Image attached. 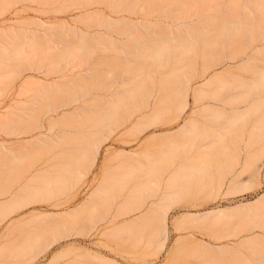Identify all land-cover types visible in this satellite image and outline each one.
I'll return each mask as SVG.
<instances>
[{"label":"bare ground","instance_id":"bare-ground-1","mask_svg":"<svg viewBox=\"0 0 264 264\" xmlns=\"http://www.w3.org/2000/svg\"><path fill=\"white\" fill-rule=\"evenodd\" d=\"M0 1L9 9L15 2L17 3V0ZM25 1L38 3L40 0ZM42 1L44 5L45 2L59 4L61 0ZM72 2L77 9L82 10L81 16L77 17L74 23L50 25L46 35H36L35 31L28 33L24 26L0 28V91L6 79L16 81L27 71L25 68L31 66L29 63L17 64L15 60L41 55L43 45L52 49L49 57L53 58L48 61L51 67L44 75L59 76L54 81L36 79L34 76L26 79L20 88L21 92L18 93L23 97L30 96L31 99L29 104L22 103L23 117L15 115L14 108H6L4 113H0V129L11 133L20 130L12 133L13 135L36 132L45 128L44 120L46 118L48 120L46 127L48 134L42 133L26 145L11 146L7 144L8 141L0 142V167L10 170L5 178L6 183L0 184V195H11L8 204L0 203V217L3 221H7L13 213L24 207L41 200L48 201L62 194L73 182L69 180L67 174H71L72 179L76 178L77 182L83 180L81 175L87 174L89 168L96 166L103 145L128 124H131L130 127H127L128 129L120 136L136 131L145 132L159 126L163 121L162 115L172 116L169 119L171 121H179L189 108L190 92L193 94L194 108L174 131V135L189 138L187 143L182 144L184 147L193 148L201 142V147H211L215 140L209 138L213 136L219 138L216 144L224 146L221 137L226 136L225 132H235L238 122L248 123L250 116L258 113L255 124L259 126L260 131H264V0H70L69 3ZM36 20L38 19L33 18V22ZM37 22L35 24L40 25L41 29L44 24L41 20ZM79 22L84 27L78 25ZM93 27L103 28L105 31L98 30L92 33L88 28ZM68 37L70 39L65 40ZM54 40L60 41L62 45L53 42ZM65 42L67 43L64 44ZM27 44L30 45V53L25 49ZM230 47L240 49L244 54L237 64L246 71V78L237 76L232 82L225 83L223 90H228L229 95L218 99L222 104L207 103L199 106L201 98L204 99L205 87L212 81L222 80V73H230V68L235 67L232 64L237 60L236 55L224 54V50ZM190 51H194L197 57L203 59L200 76L202 80L195 84H193L195 75L186 72L182 74L179 70L173 73L174 68L165 72L166 67H169L177 56L182 59L180 64L189 66L185 55ZM101 52L106 53L105 57H96V60H92L93 56L96 54L100 56ZM76 61L82 64L81 67L87 66V69L75 71ZM215 66H222L223 70L208 75ZM12 67L16 69H11ZM132 82L133 91L127 94L126 85ZM171 84L174 85L172 95L162 91V86ZM157 87H160L159 92L156 91ZM2 95L1 91L0 97ZM221 95L222 91L215 94L218 98ZM70 107L74 109L54 116L61 109ZM201 111L214 118L215 123L212 126L204 128L199 124L196 114ZM222 120H225V124ZM146 121L149 123L143 127ZM57 125L63 129L75 127V134L69 137L70 134L66 131L53 132ZM155 135L159 134L154 132L142 142L141 148L148 147L147 150L141 151L140 148L138 151L126 152L122 149L120 151L123 152L116 153L118 156L133 158L132 162L127 160L125 164L128 167H136L140 172L135 177L138 182L133 189V196L137 198L133 201L132 198L127 199L128 203L121 205L118 215L113 214L108 223L111 226L116 222L114 227L123 231L138 229L139 235L134 240L136 242L134 246L137 247L143 245L145 240L148 245L159 243L162 247L168 241L167 219L171 206L165 205L158 210L157 204L161 201L166 200V204H172L178 198L191 194V190L199 186V182L203 187L205 179L210 177L218 178L219 192L225 194L244 192L246 189H237L247 183V180H242L244 174L250 171L251 176H255L264 166V162L257 165V156L249 157L243 163L237 160L223 163L220 159L214 172L213 164L216 160L213 156H208L205 162L196 168L188 166L189 158H186L183 165L174 170L178 148H175V144H167V148L152 151L149 146L155 145ZM66 142L73 145L76 152L67 153V150L60 154L65 166L56 170L55 173L58 174L48 173L45 167V173L33 171L31 165L33 161L42 157L45 151ZM58 156L59 154L57 159ZM108 157L109 154L105 153L101 169L106 165ZM237 165L240 167L236 168ZM131 174L124 173V176L131 177ZM2 175L0 173V176ZM109 177L112 175L109 174ZM125 177L112 181L96 191L106 200L104 210L99 211L101 206L96 204L92 207L94 212L89 213L90 200L85 198L73 209L52 212L53 218L51 217L52 221L48 223L47 229H36L30 233L21 247H15L14 242L1 245L0 257L5 258L9 255L17 258L33 254L37 248H41L40 252L43 254L51 245L79 234L76 233L77 226L84 223L82 227L84 230L89 228V220L95 219L98 224L107 220L114 206L112 201L126 188ZM198 178L200 181H197ZM19 184L21 185L18 186ZM162 184L166 190L163 196ZM200 186L197 189L201 188ZM155 197L158 201H152L147 205V201ZM136 210L139 211V215L133 220L122 223L118 221L119 216L128 215ZM40 214L44 213L38 212L35 215ZM211 217L215 218L221 227L229 224L230 218L238 219L239 224H246L245 227L248 223L253 227H264V195L254 202L234 207L231 215L222 210L215 212L210 210L188 216L192 221ZM44 225L45 223L42 227H45ZM241 225L244 229V225ZM99 226L94 229L96 234L102 232L103 228ZM145 232H149L147 238L143 235ZM243 242L253 245L259 241L242 240L241 243ZM226 248L230 247H209L204 244L202 251L203 255H210L209 264H243L239 255H233ZM110 252L117 254L114 247H110ZM72 253V247H68L50 262ZM37 259L31 257L29 261ZM102 260L108 264H119L113 258L102 257Z\"/></svg>","mask_w":264,"mask_h":264},{"label":"rangeland","instance_id":"rangeland-1","mask_svg":"<svg viewBox=\"0 0 264 264\" xmlns=\"http://www.w3.org/2000/svg\"><path fill=\"white\" fill-rule=\"evenodd\" d=\"M28 2L25 0H17L18 4L15 2L12 5V8L9 9L8 7H4L0 1V28L24 26L28 30V33L35 31L36 35L42 36L48 33L50 25L55 26L56 23L62 22L74 23V20L77 17H80L82 12V10L77 9L74 6L75 4L73 2L71 3V6V4L69 3L70 0H61L59 1V4H57L58 2H53L54 4L56 3V6L52 4V2H45L44 5H42V0L38 1V3ZM16 4L17 6L13 7ZM66 6L70 8H67ZM1 12L3 14H1ZM33 18L34 20L35 18L41 20V23L44 24L41 29L40 25L38 26V24H40L39 22H37L38 20L33 22ZM36 22L38 23L37 25L35 24ZM77 24L84 27V25H82L80 22ZM25 25H27L28 27ZM32 25L34 27H32ZM93 28H88V30L92 33H96L98 30L105 31L103 28ZM67 39H70V37L66 38L65 40ZM53 42L62 45L60 41L54 40ZM66 43L67 42H65L64 44ZM48 48L49 47H47L46 45H43L41 47V55H31L27 56L28 58L15 60L17 64L22 65L24 63H29L31 64V66L26 67L25 69L27 71H25L23 75H21L16 81L12 82L9 78L5 80L7 85L6 83L2 84L3 88H1V91L3 95L2 97H0V113H4V111L7 110L6 108H14L16 112L14 111L13 113L19 117H23L22 115L24 113L22 111L24 109L22 108V103L29 104L31 102V99H29L30 96L26 95L23 97V95L20 96V94L18 93L21 92L20 88L27 78L34 76L36 79H44L47 81H54L58 79V75H44L48 70H50L51 67L50 65H48V61L53 59L49 57L52 49ZM25 49L28 51V53H30L29 44L25 46ZM202 52L199 53L201 54ZM101 53L102 54H100V56H97V54L96 56H93L94 58L92 57V60H96V57H105L106 53ZM224 54L236 55L235 57H237V60L233 62L234 64H232L235 65V67L230 68V73H222V80L212 81L210 85L205 87L203 95L204 99L202 100L201 98V103H199V106L207 103L222 104V102H219L218 99L225 98L229 95L228 90H223V86L225 85V83L232 82L237 76H241L243 78H246L247 76L246 71L244 69H241L238 66L239 64H237V62L244 56V54L241 53L240 49L237 50L234 49V47H230L224 50ZM185 58H188L189 66L180 64V61L182 59L180 56H177L174 60H172L170 66L166 67L165 72L171 71L174 68L173 73L179 70L182 74L186 72V74L195 75L196 78L194 79L193 84L201 81L202 79L200 76L202 71L203 59L199 56L197 57L194 51H190L189 53H187L185 55ZM81 65L82 64L76 61L75 71L87 69V66L81 67ZM221 67L222 66H215L214 69L208 73V75L216 72H221L223 70V68ZM11 69H16V67H12ZM161 70H163V68H161ZM165 74L166 73H163V75ZM173 86L174 85L172 84L170 86H162L163 90H161L166 94L172 95L174 92L172 89ZM126 89L127 94L132 92L133 82L128 83L126 85ZM159 90L160 87H157L156 91L159 92ZM240 90L244 91L245 89ZM221 91L222 95L219 96V98L216 97L215 94ZM136 93H138V91H136ZM16 101L19 104L21 103V105L17 104ZM189 101L190 105L186 114L177 122L169 120L172 116L162 115L163 121L159 124V126L157 125L156 127L147 129V131L145 132L136 131L131 132L128 135L123 134L122 136H120V134L126 131V129H128L130 127L129 125L131 124L123 127L107 143L103 145L96 166L94 168H89L87 174L81 175L83 177V180L77 182L76 178L72 179L71 174H67L69 180H73V182L66 187V191H63L62 194L60 193L55 198L48 201L41 200L37 203L29 205V207H24L23 209H20V211L13 213L10 218L7 219V221H3V218L0 217V246L14 242L15 247H21L25 241L24 239L27 238L30 233H32L36 229L40 230L48 228L47 225H49L48 223L51 222L53 218L52 212L58 213L60 211L73 209L74 207L82 203L85 198H88L90 200L91 210H89V213L94 212L92 210V207L96 206V204L98 206H101L99 211L104 210L106 200L102 195L96 193V191L112 181L122 179L123 177H125L124 173L131 172V177H125L127 183L126 188L123 192L119 193L117 199L112 201V204L114 203V206L111 209L112 212L109 214L107 220L100 222L99 224L95 219L93 221L89 220V224L85 222L88 224L89 228H85L84 230L82 228L84 223L83 225L77 226L75 229H78L76 233L79 234L75 236L72 235L71 238L63 239L51 245V247L48 250L44 251L43 254H41L42 249L40 248V252V249L37 248L39 250L37 252L36 249L35 252H33L34 255L31 253L27 255L25 254L21 256L22 258L20 256H18L17 258L10 257L9 255H7L5 258L0 257V264H108L106 263L107 261L105 262L104 260H102V257L113 258L119 264H209L210 255H203L204 251H202V248L204 244L209 245V247H230L226 248L227 251L232 252L233 255H239L243 264H264V227H253V225H251L250 223H248L249 225L247 224V226L245 227L246 224H239L238 219L231 218L229 224L223 227L218 225L217 221L213 217L209 219H200L197 221H192L190 218H188V216H195L196 214H201L210 210L214 212L222 210L228 215H231L234 207L242 203L254 202L259 199L262 195H264V166L259 173L255 174V176H251L250 171L244 174L242 180H247V183L246 185L243 184L240 185L239 188H237L246 189L244 192L236 194H225V192H219L218 178L210 177L205 179V181L203 182V187L200 186L201 184L199 182V186L201 188L197 189L199 187L197 185L193 188V190H191V194H186L187 196L184 195L183 197L178 198L172 204H166V200L161 202L159 201L160 203L157 204L158 210H160V208L165 205L171 206L167 219L169 227V239L164 247H162V245L159 243L148 245L146 240L143 242V245H140V247H137L136 245L134 246V244L136 243L134 240L139 235L138 229L123 231V229H117L116 226L114 227L116 222H114V224L110 223L112 224L111 226L108 223L113 214L118 215L119 207L128 203L126 202L127 199L132 198L131 201H133L137 198L133 196V189L138 182L135 177L140 172L136 167L126 166L125 162L127 160H130L132 162L133 158H131L130 156L125 158L123 155L118 156L116 153L123 152L120 151L122 149L126 152L138 151L141 148L142 142L154 132H157L159 135H155V145L149 146L151 147L152 151L157 152L161 148H167V144H175V148H178V151L176 152V154L178 155L177 161L173 166V168L176 167L174 168V170L183 165V161H185L186 158H189V162L187 165L192 166V168H196L203 162H205L208 156H213L216 160L214 162L215 164H213L215 165L214 172L216 171L217 161L220 159L221 161H223V163H227L229 160H237V162L243 163L248 160L249 157L257 156V165H261L264 162V131H260L259 126L255 124L259 113L251 115L248 123L244 121L238 122L237 130H235V132H225L226 136L224 135L223 137H221L223 138L224 143L222 144H224V146H221V144H216L218 143L219 138L213 136L209 138V140H215L214 144L211 147H201L200 145L202 142L198 146L193 148L184 147L182 144L187 143L189 141V138L184 135H174V131L178 129V125L189 115V113L194 108V98L191 92L189 94ZM72 108L70 107L68 109H61L54 116L64 114L66 111L72 110ZM26 112H28V110ZM196 117L199 119V124L204 128H208L215 123L214 118L209 116V114H206L204 111H201L200 113H198V115L196 114ZM147 122L148 121L143 124V127L147 125ZM222 122L224 123L225 120H222ZM82 123H85V121H83ZM44 125L48 127L47 118L44 120ZM46 127L43 129H38L39 131L37 130L36 132L31 133L32 135H13L12 133H17L20 130H16V132L13 131L11 133L8 131L5 132V129H0V142L8 141L7 144L11 146L26 145L28 142H32L35 137L41 135L42 133L48 134ZM63 131L69 133V137H71L75 134L76 130L75 127H64L63 129L60 125H57L53 130V132ZM159 136L162 137L159 138ZM147 148H141V151L147 150ZM52 150L54 151L52 152ZM52 150L45 151L42 157L32 162L31 165L33 171L45 173L46 168L48 170V173H53L54 175H56L58 174L55 173L56 170L61 168V166H65L64 160H62L63 158L60 157V154L63 151L67 150V153L75 151L73 150V145H71L69 142L62 144L59 147H54L52 148ZM105 153H108L109 157L107 159L106 165H104L101 169V162ZM58 154L59 158L57 159L56 157ZM176 154L175 156H177ZM239 167L240 165H237L236 168ZM9 172L10 170L6 167H0V173L3 174L2 176H0V184L6 183L5 178L9 174ZM109 174L110 176L112 175V177H109ZM197 181H200L199 178ZM227 181L228 180H226V182ZM20 185L21 184H19L18 186ZM22 185H24V183H22ZM161 190V196H163V193L166 194V190L165 188H163V184ZM157 197L159 198V196ZM100 198L102 200H100ZM155 198L149 199L147 201V205L152 201H158V198ZM10 199V194L0 195V203H5L4 205L8 204L7 201H9ZM147 205H145V207ZM34 209H38V212H43L44 214L35 215L38 212L34 211ZM46 213H49V215ZM138 215L139 211L136 210L128 215H122L121 217L119 216L118 221H120L121 223L126 220L130 221L136 218ZM44 223L45 227H42ZM241 224L244 225V229L242 228ZM96 226L103 228L100 234H96V232L94 231V229H96ZM143 235H145L147 238L149 232H145ZM256 239L259 241L257 244L248 245L246 244L247 242L241 243L242 240H248L249 242ZM43 241H45V239ZM68 247H72V254L66 257L61 256L59 259L50 262L53 258H56V256L60 254L62 250ZM110 247H114V249L117 251L116 255L110 252ZM213 249L212 251H214ZM39 254L41 255L39 256ZM31 257H35L38 259L29 261Z\"/></svg>","mask_w":264,"mask_h":264}]
</instances>
